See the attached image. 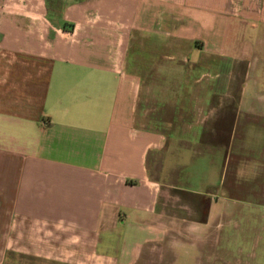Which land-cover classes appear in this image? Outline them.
<instances>
[{
	"label": "crops",
	"instance_id": "obj_1",
	"mask_svg": "<svg viewBox=\"0 0 264 264\" xmlns=\"http://www.w3.org/2000/svg\"><path fill=\"white\" fill-rule=\"evenodd\" d=\"M178 56L221 89L161 131ZM224 211L264 258V0H0V264H135Z\"/></svg>",
	"mask_w": 264,
	"mask_h": 264
},
{
	"label": "rangeland",
	"instance_id": "obj_2",
	"mask_svg": "<svg viewBox=\"0 0 264 264\" xmlns=\"http://www.w3.org/2000/svg\"><path fill=\"white\" fill-rule=\"evenodd\" d=\"M175 61L176 67L173 68L174 71L172 67L168 71L167 67L163 64L159 67L161 82L158 88V94L155 96L157 100L152 105L153 111L151 112L150 118L152 122H161V126L159 124L161 131L166 127L164 123H166L168 114V95L171 96L173 90H175V93L177 92L178 96L180 95L178 93L198 91L203 89L204 86H208L209 89L214 91L221 89V79L214 76H204L203 72L205 70L202 67H190L179 56ZM167 76L170 77L169 80H172L171 76H174L173 81L170 82V89L166 87L169 83L166 81L163 82L164 79H167ZM177 96L175 100L179 105L182 99H177ZM212 100L215 101V98ZM214 117L215 113L212 115V121H214ZM190 152L193 162L200 157L209 159L211 156L206 145L199 141L193 142ZM159 153L165 156L163 161L166 163L167 154L163 150H160ZM208 180L212 181L213 179L208 178ZM193 182L199 183L198 179H193ZM213 182L215 185H219L220 179H215ZM226 187L227 184L225 183L224 196L230 199L231 195L226 193ZM225 212L224 215L222 214L219 219L214 220L206 229L204 227L203 229L192 228L186 232V235L181 237L171 233L169 240L149 242L135 264H264V258L259 257L263 243L254 241L245 243L238 241L237 235H234L235 238H233V234H237L238 230L237 220L240 219L237 213L232 215L230 211L225 215ZM245 212L248 214V210ZM201 215L198 214L196 218ZM245 220H240L243 227ZM240 247L244 249L243 252L239 250ZM18 262V264H23L26 260L21 258ZM29 263L31 262H26V264Z\"/></svg>",
	"mask_w": 264,
	"mask_h": 264
},
{
	"label": "trees",
	"instance_id": "obj_3",
	"mask_svg": "<svg viewBox=\"0 0 264 264\" xmlns=\"http://www.w3.org/2000/svg\"><path fill=\"white\" fill-rule=\"evenodd\" d=\"M204 217H205V216H204ZM204 219H205V218H204ZM204 219H203V220H204Z\"/></svg>",
	"mask_w": 264,
	"mask_h": 264
}]
</instances>
